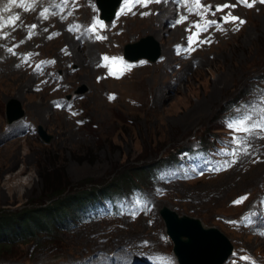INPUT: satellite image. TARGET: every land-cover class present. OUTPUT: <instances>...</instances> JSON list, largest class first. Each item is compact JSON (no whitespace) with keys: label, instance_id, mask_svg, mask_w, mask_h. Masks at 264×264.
Wrapping results in <instances>:
<instances>
[{"label":"rangeland","instance_id":"obj_1","mask_svg":"<svg viewBox=\"0 0 264 264\" xmlns=\"http://www.w3.org/2000/svg\"><path fill=\"white\" fill-rule=\"evenodd\" d=\"M46 1L60 10L46 21L50 30L23 47V41L33 40L31 26H38L30 14L8 47H0V58L17 48L9 53H15L18 66L0 67V211L28 209L61 191L72 196L111 188L127 194L129 177L137 189L121 197L117 213L41 233L0 254V264H179L160 216L164 208L221 233L232 247L223 264H264V228L254 230L256 214L251 216L264 202V137L256 135L239 152L244 132L236 130L239 111L229 130L223 125L230 103L247 97L254 86L264 88V3L249 0V8L238 0H201L197 9L194 0H153L121 13L123 2L113 21L104 23L93 6L97 0H83L79 16L73 0ZM224 4L235 7L216 11ZM229 13L246 23H225ZM181 17L186 19L177 23ZM96 20L104 27L95 25L98 35L90 40ZM206 21L216 23L206 31L194 27ZM58 23L70 37L79 30L77 61L66 34L47 35ZM147 37L158 45L159 60L123 62L125 49ZM26 48L31 52H23ZM105 73L110 78L102 77ZM58 84L63 89L54 91ZM68 96L73 99L65 100ZM10 100L19 103L24 117L8 127ZM253 113L264 115L260 108ZM40 129L51 137L48 143ZM213 141L232 147L222 150L221 169L193 178L186 170L175 171L158 184L141 174L147 165ZM99 201L116 205L107 193Z\"/></svg>","mask_w":264,"mask_h":264},{"label":"water","instance_id":"obj_2","mask_svg":"<svg viewBox=\"0 0 264 264\" xmlns=\"http://www.w3.org/2000/svg\"><path fill=\"white\" fill-rule=\"evenodd\" d=\"M122 0H97V5L101 9V18L110 20ZM140 42V43H139ZM138 45L125 49L124 57L127 60L136 61L140 58L155 62L159 58V49L155 41L149 38L141 39ZM137 52V53H135ZM6 125L9 127L14 122L24 117V112L19 104L10 100L6 104ZM39 135L44 143L50 141V136L39 130ZM160 216L164 222L166 233L174 244V253L179 264H223L231 255L232 247L228 240L216 229L204 230L195 219L183 216L179 217L174 212L164 208L160 211ZM212 244V250H208L201 245V241ZM200 249L208 252L200 262H197V254ZM216 251V253H213ZM196 259V260H195Z\"/></svg>","mask_w":264,"mask_h":264},{"label":"trees","instance_id":"obj_3","mask_svg":"<svg viewBox=\"0 0 264 264\" xmlns=\"http://www.w3.org/2000/svg\"><path fill=\"white\" fill-rule=\"evenodd\" d=\"M152 166L154 164L145 166L141 172L142 176L146 178ZM133 182V177H129L127 184L124 185L127 188H133L135 187ZM123 192H125L123 189H115V191L111 188L95 191L91 189L87 193L71 196L64 195L61 191L48 195L47 202H41L28 209L9 213L0 211V254L8 252L14 245L27 243L29 239L32 241L39 239L41 233L49 234L53 230H64L70 227L69 225L75 222L77 209L92 197L105 193L121 194Z\"/></svg>","mask_w":264,"mask_h":264},{"label":"bare ground","instance_id":"obj_4","mask_svg":"<svg viewBox=\"0 0 264 264\" xmlns=\"http://www.w3.org/2000/svg\"><path fill=\"white\" fill-rule=\"evenodd\" d=\"M71 4V6H74V7H76V8H78V10H77V12H76V14L78 15V13L80 12V10L84 7V4H83V0H73V2L72 3H70ZM69 3H68V5H70ZM68 5H67V7H66V9H70V7H68ZM52 6H54V5H52ZM55 7V6H54ZM99 8V7H98ZM85 9V8H84ZM64 11V10H63ZM63 11H62V13L61 14H58L57 16H56V18H58V16L59 15H62L63 14ZM55 12H60V10H58V9H56L55 10ZM53 13V12H52ZM75 13V12H74ZM79 16V15H78ZM43 19L41 18V17H39L38 18V20H37V23H38V26H36V28L34 29V33L35 34H33L31 37L33 38V40H27V41H23L22 42V46L23 47H26V46H29L31 43H33V42H35V39L36 38H41L42 36H43V34L44 33H46V32H48V30H50V29H46V21H42ZM49 20H50V18H49ZM34 23H35V21H33ZM36 24V23H35ZM64 25L65 24H61V23H58L57 24V26L55 27V28H63V30H57V29H55V28H53L51 31H50V33H47V35H49V34H51L52 32H54L55 30L59 33V35L62 37L64 34H66L67 36L64 38L65 39V41H66V43L67 44H71V47H72V54H73V56L75 57L74 59L77 61L79 58H78V56L81 54V47H78L77 46V40L75 39V37H76V35H77V33L79 32V30L77 29L74 33H72V37H70L69 35L70 34H68V33H66L65 32V29H66V26H65V29H64ZM87 25L88 26H90V24H88L87 23ZM48 26V25H47ZM50 28V27H49ZM39 29H42L41 31H39ZM33 30V29H32ZM90 30V29H89ZM104 30V29H103ZM16 30H14L13 32H12V34L15 32ZM67 31H68V29H67ZM92 31V30H91ZM98 30H95L94 29V32L92 33V35H88V39H90V40H96V38H97V35H98ZM105 33V32H104ZM103 33V34H104ZM11 34V35H12ZM10 35V36H11ZM9 36V37H10ZM70 37V41H68V39H69V37ZM8 37V38H9ZM147 38H149L150 39V41H153V38H151V37H147ZM147 38H143V39H147ZM107 39V38H106ZM142 39V40H143ZM41 40V39H40ZM98 40V39H97ZM6 41V40H5ZM154 42V41H153ZM93 43V42H92ZM140 43V42H139ZM139 43H137V45L139 44ZM66 45V44H65ZM90 45H92V44H90ZM89 45V46H90ZM2 47L3 48H7L8 47V43H3L2 44ZM70 47V48H71ZM16 49L17 48H14V49H12V51H14V52H16ZM91 49V48H90ZM89 49V50H90ZM92 50H93V47H92ZM23 52H31L30 50H29V48H26V49H23ZM61 52H63V51H61ZM90 53V52H89ZM3 55H4V52H3ZM6 55V54H5ZM62 55H63V53H62ZM24 56H25V54H24ZM29 60H32V61H34V59H31V58H29ZM138 60H144V59H142V58H140V59H138ZM138 60H136V61H138ZM128 61H131V60H128ZM7 62H11V63H13V65L14 66H16V67H18L17 65H16V58H15V55L14 54H12V53H9V54H7V56H4V57H2V58H0V67H1V65H4L5 63H7ZM18 65H20V62H18ZM12 70L14 69L15 70V67H13V68H11ZM18 73V72H17ZM11 75V74H10ZM30 81V80H29ZM23 83V82H22ZM26 83V82H25ZM18 87V86H17ZM14 101H16V100H14ZM17 102V101H16ZM18 103V102H17ZM19 104V103H18ZM20 106V105H19ZM14 124V123H13ZM16 124V123H15ZM10 129V128H9ZM172 212H174V211H172ZM177 216H179L176 212H174ZM193 219V218H192ZM195 220H197V219H195ZM198 222H199V224H200V226L202 227V228H204V230H206V229H210V228H206V227H204L202 224H201V222L199 221V220H197ZM200 246H202V247H204V248H207L208 250H212V244L211 243H208V242H205L204 240L203 241H201V245ZM208 252L206 251V249H200L199 250V252H198V254H197V262H200L201 260H202V257H204V255H206ZM213 253H216V251H214ZM196 260V259H195ZM192 264H197V263H195V262H193Z\"/></svg>","mask_w":264,"mask_h":264},{"label":"snow or ice","instance_id":"obj_5","mask_svg":"<svg viewBox=\"0 0 264 264\" xmlns=\"http://www.w3.org/2000/svg\"><path fill=\"white\" fill-rule=\"evenodd\" d=\"M153 2V0H124V8L121 9V13L125 12V11H130L131 7H133L135 4H139L141 6L147 7L149 3ZM155 2L159 3L160 0H155ZM239 3L244 4L246 7H253L252 3H249L248 0H238ZM260 3H264V0H259ZM194 4L195 7L197 9L201 8V0H194ZM210 7V6H209ZM229 7H235V5H228V4H224L222 6H218L216 8V11H223L226 8ZM205 11H207V9H205ZM48 12V9H44L43 12L40 13V15L43 18H47L46 14ZM147 14V13H145ZM16 19H19V17H17ZM185 17H181L180 20L177 21V23H181L185 20ZM225 23H233V24H237L238 25H243L244 23H246V21H244L243 19H240L239 17H236L234 15H232L231 13H229L227 16L222 18ZM14 23V21H13ZM215 21H206L205 24L203 26H201L200 24H196L194 25V27H196L197 29H199L200 31H206L208 27H211L213 24H215ZM100 24L99 20H96L94 25H93V29L95 28V25ZM100 26L102 27L103 25L100 24ZM33 29L36 27L35 25L31 26ZM237 31L239 30V27H237L236 29ZM71 31V29H70ZM199 35V32H197V36ZM100 38V37H98ZM194 40V37H189V43L191 44ZM9 52H12V49H8ZM15 54V53H13ZM104 59L107 61L109 58L108 57H104ZM122 63V61H121ZM125 67H129L128 65H125ZM261 104L264 105V99L261 100ZM261 113H264V107L260 108ZM248 119H251V117H249ZM229 127H231V125H229ZM260 130L262 132H264V116H262L261 118V122H257L255 124H252L251 126L248 125L247 121H241L240 124L237 126L236 130L237 131H245V132H252L255 130ZM243 199V198H242ZM241 201H236V203H240ZM247 259V258H245Z\"/></svg>","mask_w":264,"mask_h":264}]
</instances>
